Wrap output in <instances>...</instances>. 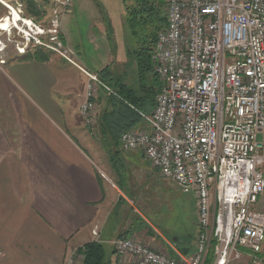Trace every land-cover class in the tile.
<instances>
[{
	"label": "built area",
	"instance_id": "obj_1",
	"mask_svg": "<svg viewBox=\"0 0 264 264\" xmlns=\"http://www.w3.org/2000/svg\"><path fill=\"white\" fill-rule=\"evenodd\" d=\"M164 2L166 24L151 54L160 88L149 113L128 104L144 125L124 130L119 146L142 152L161 177L192 196L197 232L188 254L120 236L115 264H228L243 254L248 264H264V211L255 207L264 192V0ZM17 24L27 41L47 46L40 26L33 23L30 33ZM84 72L78 110L92 127L97 90L120 96ZM81 256L75 252L66 264H82Z\"/></svg>",
	"mask_w": 264,
	"mask_h": 264
},
{
	"label": "crops",
	"instance_id": "obj_2",
	"mask_svg": "<svg viewBox=\"0 0 264 264\" xmlns=\"http://www.w3.org/2000/svg\"><path fill=\"white\" fill-rule=\"evenodd\" d=\"M68 50L73 62L56 54L16 59L2 67L6 96L0 109V264H66L90 241L100 242L109 252V264H115L112 243L122 229L108 225L115 215L114 192L84 147L90 143L83 131H69L78 129L75 119L89 80L84 71L99 77L102 69L89 71ZM147 163L143 169L151 177L158 174ZM255 207L264 211V192ZM194 228L196 233L195 223ZM153 230L164 247L157 242L152 248L170 251L169 242ZM248 260L243 254L228 264Z\"/></svg>",
	"mask_w": 264,
	"mask_h": 264
},
{
	"label": "rangeland",
	"instance_id": "obj_3",
	"mask_svg": "<svg viewBox=\"0 0 264 264\" xmlns=\"http://www.w3.org/2000/svg\"><path fill=\"white\" fill-rule=\"evenodd\" d=\"M9 7L44 30L40 40L47 46L27 41L22 32L14 27L15 23L19 27L23 23L15 22L11 15L8 30H0V44L3 47L0 51V109L6 96L1 77L2 67L6 63L16 59H47L56 57V54L73 62L68 49L75 51L74 59L89 71L98 72L100 68L108 67L112 80L138 91L137 64L132 54H127V49L133 50L141 44L137 43L126 23L127 12L122 0H74L72 10L66 6L65 0H0V22L12 13ZM105 27L108 36L104 34ZM24 28L28 27L24 25ZM143 28L152 32L150 24ZM28 32L34 33L35 30ZM52 48H56V51ZM152 74L148 75L145 83H150L156 77ZM97 92L100 93V102H97L99 111L94 125L90 127L85 124L78 114L75 119L78 129L69 131L72 135L83 131L85 140L90 143L84 147L97 164L101 179L114 192L115 215L108 225L118 224L122 236L150 247L160 242L164 247V241L153 230L155 228L179 252H192L191 246L196 236V209L192 196L183 193L173 181L161 177L159 173L154 172L151 177L152 173L143 169L148 163L142 152L124 151L119 147V141H112L101 132L99 121L108 95L101 88ZM157 93L158 90L152 96L153 104L138 111L149 113ZM141 121L134 127L143 126ZM93 234L98 235L97 231ZM105 246L108 247L107 244ZM76 253L78 257L83 255ZM106 254L108 257L107 250ZM82 261L79 260L80 263Z\"/></svg>",
	"mask_w": 264,
	"mask_h": 264
},
{
	"label": "trees",
	"instance_id": "obj_4",
	"mask_svg": "<svg viewBox=\"0 0 264 264\" xmlns=\"http://www.w3.org/2000/svg\"><path fill=\"white\" fill-rule=\"evenodd\" d=\"M122 1L127 12L126 23L132 31V36L137 40V43L140 42L141 44V46L139 45L138 48H133V50L127 49V54H132L137 64L139 74L138 91H141V93L129 88L120 81L112 80L108 67L99 71L100 79L110 87L113 86L120 96L118 98L107 94L108 102L99 121L101 132L104 135H108L112 141H119V136L124 130L139 123L140 117L135 109L138 110L153 104L152 96L159 90V82L156 77L150 83H145V81H147L150 73L154 74L151 54L157 32L163 29L166 24L164 0ZM149 24L152 26V32L143 28L144 25ZM139 26L141 27L137 30ZM128 104H131L135 109ZM77 252L83 254L82 264H109L106 250L98 241H90L84 244Z\"/></svg>",
	"mask_w": 264,
	"mask_h": 264
},
{
	"label": "bare ground",
	"instance_id": "obj_5",
	"mask_svg": "<svg viewBox=\"0 0 264 264\" xmlns=\"http://www.w3.org/2000/svg\"><path fill=\"white\" fill-rule=\"evenodd\" d=\"M9 9H12V13L7 17V18H5V19H3L1 22H0V30H8V27H9V25H10V21L12 20L11 19V15L13 16V19H14V21L15 22H17L18 20L19 21H21L25 26H27L28 28L26 29V30H30V29H34V27H33V22H32V20L31 19H29V18H26V17H22L21 15H20V13L17 11V10H15V9H13L12 7H9ZM6 30V31H7Z\"/></svg>",
	"mask_w": 264,
	"mask_h": 264
}]
</instances>
